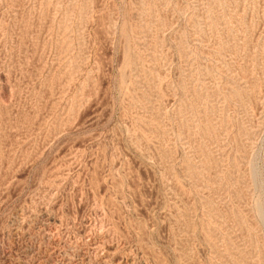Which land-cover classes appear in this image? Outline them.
I'll use <instances>...</instances> for the list:
<instances>
[{"label": "rangeland", "instance_id": "obj_1", "mask_svg": "<svg viewBox=\"0 0 264 264\" xmlns=\"http://www.w3.org/2000/svg\"><path fill=\"white\" fill-rule=\"evenodd\" d=\"M0 264H264V0H0Z\"/></svg>", "mask_w": 264, "mask_h": 264}]
</instances>
